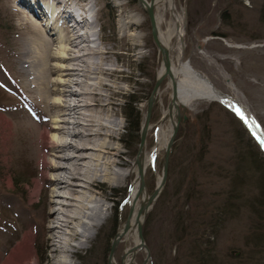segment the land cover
Instances as JSON below:
<instances>
[{
    "label": "rangeland",
    "instance_id": "374dc122",
    "mask_svg": "<svg viewBox=\"0 0 264 264\" xmlns=\"http://www.w3.org/2000/svg\"><path fill=\"white\" fill-rule=\"evenodd\" d=\"M55 1L0 0V264L29 232L35 233L33 240L39 264H53V256L61 255H65L63 260L69 264H110L115 231L120 225L122 204L119 200L124 189L108 185L106 191L112 193L105 202L109 215L96 234L83 240V246L78 249L74 244L80 238H72L66 252H54L44 245L39 218L44 212L45 191L34 189L44 176V154L33 161L28 155L30 129L39 125L42 144L40 132L44 123L39 120L40 106H35L31 93L21 87L25 76L20 73V67L21 61L27 58L21 54L24 42L39 26L44 31L48 28L49 32H65L68 19L44 18L47 8H53ZM68 1L71 2L68 7L76 3L78 12L81 6L87 14L96 9L98 21L94 27L99 24L100 28L104 23L101 35L115 34L108 45L116 46V53L121 54L118 64L126 71H133L130 80L120 82L124 93L117 96V101L122 111L118 136L123 137V149L132 150L124 158L135 163L148 100L164 67L147 10L139 0ZM88 1L94 5H86ZM175 4L182 19L183 35L171 39L172 62L179 65L183 53L184 59L205 73L217 88L237 96L264 129V0H175ZM87 8H90L88 12ZM156 9L163 12L161 5ZM166 12L161 29L168 33L174 19L170 9ZM126 14L141 20L137 30L141 33L142 45L137 55L128 49L129 44L122 38L118 26ZM87 28L83 24L79 31L88 34ZM54 45L52 52L56 51ZM163 78L147 127L145 151L149 154L156 147L158 128L168 123L163 119L172 99V85L168 75ZM190 104L180 106L181 114L187 118L183 116L179 124L161 189L157 186L163 177L166 148L146 170L148 189L152 195L156 190L158 193L142 228L148 248L139 249L133 264H264V155L253 140L247 142L248 135L259 142L224 103L198 98ZM203 142L209 151L201 154ZM260 147L264 152L261 144ZM131 210L130 206L128 213ZM165 210L167 219L163 218ZM81 227L82 224L77 226L79 230ZM120 239L113 251L119 261L126 251ZM202 254L206 257H200Z\"/></svg>",
    "mask_w": 264,
    "mask_h": 264
},
{
    "label": "bare ground",
    "instance_id": "6f19581e",
    "mask_svg": "<svg viewBox=\"0 0 264 264\" xmlns=\"http://www.w3.org/2000/svg\"><path fill=\"white\" fill-rule=\"evenodd\" d=\"M69 3L71 2L68 0L55 1L53 8H47L48 15L44 16L48 21L57 16L68 19L69 24L65 32H49L48 28L44 31L39 26L37 32L29 34L30 38L24 42L21 50V54L27 57L21 61L20 73L25 76L21 87L31 93L35 100L34 103L30 99L32 103L40 106L42 112L39 120L44 123V129L40 132L42 144L39 143V125L35 124L36 126L30 129L28 152L32 161L44 154V176L34 188L38 192L45 191V200L42 203L44 212L39 218L41 229L44 230V245L54 252H66L70 249V240L79 237L74 245L77 249L83 246L85 241L82 238L89 239L88 237L93 236L92 234L108 219L106 210L109 207L105 202L112 197V193L106 191V186L111 185L114 189H124V195L119 200L122 204L120 210L118 209L120 225L115 231V237L122 239L126 251L120 261L113 252L110 264H133L139 249L148 248L146 238L138 234L140 226L143 228V224H146L149 208L155 197L148 189L146 170L151 161L156 162V155L167 147L175 127L178 109L171 100L163 119L168 120V123L164 126L161 121L162 124L156 132V147L151 154L147 151L138 154L135 163L124 158V154L130 155L132 150L125 151L123 137L118 136L122 111L117 96L124 88L120 82L130 80L133 71H126L118 64L122 59L121 54L116 53V46L108 45V41L113 39L115 34L111 37L105 33L101 35L106 24L102 23L99 28L100 44H92L93 37L90 32L94 22L98 21L97 15L89 20L84 7L81 6V11L78 12L76 3L71 5L73 8L68 7ZM85 4L89 5V1ZM153 4L155 9L160 5L163 7L162 13L156 9L159 38L163 45L170 48L171 39L183 35L180 12L175 0H154ZM93 5L92 3L89 6ZM89 9L87 8V12ZM169 9L172 11L170 13L174 22L168 26V33H165L161 29V23ZM83 24L87 25L88 34L79 31ZM140 24L141 20L126 14L118 25L122 38L129 44L128 49L134 55L141 52L138 49L142 45L139 42L141 33L137 30ZM54 44L57 47L56 51L52 52ZM182 48L181 46L183 51ZM160 70L163 74L164 67ZM172 70L179 83L176 98L178 105L190 106V102L198 98H221L233 107L252 134L264 141V129L248 107L235 95L221 97L211 82L202 75L203 72L196 69L190 60L184 59L183 53L179 57V65L173 62ZM54 74L55 78L52 77ZM167 75L169 84L172 85V78ZM147 140L144 149L147 147ZM140 165L142 175L139 171ZM160 182L159 179L157 187L161 189L163 182ZM130 206L132 210L128 213ZM167 215L165 210L163 218L167 219ZM79 224H82L80 230L77 228ZM34 236V232L26 233L24 240L15 246L2 264H39ZM64 256H53V264H67L68 261L63 260Z\"/></svg>",
    "mask_w": 264,
    "mask_h": 264
},
{
    "label": "water",
    "instance_id": "95a60500",
    "mask_svg": "<svg viewBox=\"0 0 264 264\" xmlns=\"http://www.w3.org/2000/svg\"><path fill=\"white\" fill-rule=\"evenodd\" d=\"M153 1L154 0H151V2H148V0H139V3L140 5H142L144 7V9L147 10V13H148V16H149V20H151V31H152V36H153V39L154 41H156L158 47H159V50L160 52H162V55H163V62H164V72L163 74H161L157 80L155 81V86L153 88V91L151 92V96L149 97V100H148V109H147V113H146V120L142 126V131H141V136H140V139H141V142H140V146H139V152L138 154L142 153L145 151L144 149V144H145V137H146V133H147V130H148V125H149V121L151 119L150 115H151V110H152V103H153V100H154V97L156 96L155 93L157 92V89L158 87L160 86V82L161 80L163 79V77H165L167 74L170 75V77L172 78V103H174V105H176L178 111H177V120L175 122V127H174V130L172 132V135L170 136V140H169V143L166 147V155L164 157L165 161H164V165H163V177H162V182L163 184L165 183V179L167 177V173H168V165H169V161H170V155L172 153V145L175 141V136L179 130V124L182 120V117L184 116V118L186 119L187 118V115H182L181 112H180V105L177 104L176 102V98H177V95H178V88H179V83L177 82V79L175 77V74L173 73V70H172V67H173V62H171V54H170V51H169V48L166 46V45H163L162 41H160V38H159V30H158V23H157V20H156V9H155V5L153 4ZM202 75L207 79L208 82H211L212 86L217 90V92H219L222 96H231L229 93L227 92H224L222 91L221 89L217 88L214 84V82L211 81L210 78H208V76L205 74V73H202ZM214 100H217L218 102H222L224 103L225 105H227L231 110H234L233 107H231L228 103H225L224 101H222V99H214ZM239 115V114H238ZM240 117V116H239ZM241 118V117H240ZM257 140L259 141V143L261 144V141L260 139L257 138ZM263 147V145H262ZM264 148V147H263ZM137 154V156H138ZM139 171L141 172L140 174L142 175L143 174V171H142V168H141V165L139 167ZM143 184V183H142ZM158 191H154L153 195L156 197ZM154 197V198H155ZM153 198V199H154ZM138 234L139 236H142V226H140L139 230H138ZM118 241V237L115 238L114 242H113V245H112V252L115 250V244L117 243Z\"/></svg>",
    "mask_w": 264,
    "mask_h": 264
},
{
    "label": "trees",
    "instance_id": "16d2710c",
    "mask_svg": "<svg viewBox=\"0 0 264 264\" xmlns=\"http://www.w3.org/2000/svg\"><path fill=\"white\" fill-rule=\"evenodd\" d=\"M244 129H245V131L247 132V129H246V128H244ZM244 129H243V132H244ZM203 130H206V128L204 127ZM247 133H248V132H247ZM252 140H253V144H256V147L258 148L259 152H261V154L264 155V152L262 151V149H261V147H260V144H258L257 141L254 140V138H253L252 135H248V137H247V142H251V143H252ZM248 144H249V143H248ZM201 147H202V148L199 150V152H200L201 154H202V153L204 154L205 152L209 151L206 142L201 143ZM259 148H260V149H259ZM263 194H264V192H263ZM200 257L205 258L206 255H205V254H202V256H200Z\"/></svg>",
    "mask_w": 264,
    "mask_h": 264
},
{
    "label": "snow or ice",
    "instance_id": "6c2138e0",
    "mask_svg": "<svg viewBox=\"0 0 264 264\" xmlns=\"http://www.w3.org/2000/svg\"><path fill=\"white\" fill-rule=\"evenodd\" d=\"M262 145H264V141H261Z\"/></svg>",
    "mask_w": 264,
    "mask_h": 264
}]
</instances>
